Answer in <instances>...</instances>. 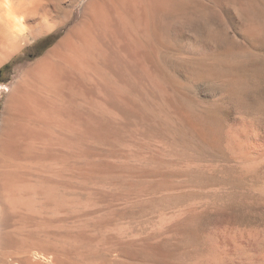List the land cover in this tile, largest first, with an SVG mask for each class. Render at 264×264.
<instances>
[{"label":"rangeland","instance_id":"obj_1","mask_svg":"<svg viewBox=\"0 0 264 264\" xmlns=\"http://www.w3.org/2000/svg\"><path fill=\"white\" fill-rule=\"evenodd\" d=\"M55 1L41 0L43 14L56 21L52 30L38 37L24 32L21 49L0 50L7 58L0 60V124L14 84L57 45L91 0H73L72 7ZM168 1L147 0L155 16L147 11L134 18L130 40L115 38L112 51L95 54V65L75 90L63 92L68 101L56 102L62 124L49 128L52 149L58 170L68 163L69 172L57 177L62 210L50 213L59 216L53 222L49 215L47 227L86 232L94 241L93 258L109 263L112 250L132 248V264H264V0ZM63 153L70 156L67 163ZM42 168H35L36 181L48 175ZM2 221L1 235L4 227L18 225Z\"/></svg>","mask_w":264,"mask_h":264},{"label":"bare ground","instance_id":"obj_2","mask_svg":"<svg viewBox=\"0 0 264 264\" xmlns=\"http://www.w3.org/2000/svg\"><path fill=\"white\" fill-rule=\"evenodd\" d=\"M52 1L56 2L55 0H52ZM72 1L73 0H67V3L65 2V4L63 3V5L66 7L71 6ZM148 2H149V0H148ZM148 2H147V0H91V1H89L84 6V8L82 9L81 14L79 16L80 18H78L79 20L76 22V24L66 33V35L57 43V45L54 46L43 58H41L40 60L35 62L28 70H26L22 74L20 79L14 84L12 89L9 91V93L6 97V100H5L4 107H3L1 124H0V223L1 222L3 223L2 220L4 219L6 224L9 222H12L13 224H15V225L18 224L19 226L18 225H17L18 227L17 226L16 227L6 226V227H4V228H6V230L5 231L3 230L4 231V233H2L3 235L0 234V264H114V263L118 264V261L120 262L122 258L124 259V261L122 260V262L120 264H132V261L134 260V259L132 260L134 252L132 251V248H128V245H126L125 247L122 246L124 248H126V247L128 248V251H126V249H125L126 252L125 251L121 252V250H123V249L119 250L120 252H118L117 250H115V251L112 250V253L115 252V254L109 255V256H112L111 257L112 259H111L110 263L108 261H107L108 262L107 263L106 261H104L102 259H97L95 257L93 258L94 252L91 254L92 250L89 248V246H90V243L92 244V242H94V241H91L90 237L87 236L86 232L85 233H84V231L83 232H77L75 230V228H73L76 231L75 233H72V231H70L71 233L69 232V233L65 234L66 232L64 233V231L60 233L59 228H58V230L52 231V229L55 228L54 226H56L54 224H53L54 226H52V228H51V226L47 227L48 224L51 223L50 222L51 220L53 221V219H55L56 217L59 216L58 215L55 218H53L52 215H50V213L51 214H52V212L55 213V212L59 211L57 209H61V208H58L60 200H59V198L57 199V193H58L57 191L60 189L59 184L61 182L60 183L58 182L59 179L57 177H59L58 175H61L60 174L61 171L64 172V170L65 171L68 170V172H69V169H67L68 168L67 162L70 159V158L68 159V157H70V156H68L66 153H65L66 155H64V153H63V155H64L63 158L65 159L63 161H65V163H67V164L63 163L66 165L65 166V165H62V163H60L62 165V167H60V169L58 170V167H57L58 163L56 162L57 159H55V157L56 158L58 157L56 155L57 152H55L56 153L55 154L53 152L54 149H52V147L54 148V146L56 148L55 144H54V146H52L53 141H56V140H54V137L52 136V132L50 134L51 130L49 131V128H51L52 125H55L56 122H58L59 124L61 122V121H59V119H60L59 118V116H60L59 112L60 111L58 110L59 108L56 109V107H57L56 102H59L60 99H62L61 97L63 95L65 96L66 93L63 94V92H66V91L69 92L68 90H70L71 88H72V90H75L74 86H77V84H80L81 81L79 82V80L84 78L83 77L85 75L84 73H86L89 70V68H91V67L93 68V65H95V64L92 65V63H91L93 56L96 54L95 57L99 58L101 55H99V57H98L97 53L98 54L100 52L103 53L104 51H106L108 49H109L108 51H112V49L108 45L111 46L112 41L115 38L117 39L120 37L119 38V40H120L122 38L127 37V41L130 40L129 35L131 32L128 28L132 24L131 21H133L134 18L139 19L141 17V13L143 15L144 14L147 15V11L152 13V10H150L151 8H149V6H148V4H149ZM167 2H169V1L167 0ZM45 4L42 5L41 0H0V50L3 54L15 52L16 50H18L22 46L21 42L24 39L22 34L24 32H30L33 34V36L35 35L38 37L39 35L42 36V34L44 35L45 33H48L50 30H52L55 27L54 23L56 21L53 23L51 21L53 18L49 19V17L45 16L47 14H45V15L43 14L45 11L44 10L45 8L43 6H45ZM55 4L56 3H54V5ZM51 6H53V5H51ZM46 7H49V6H46ZM68 9H70V8H68ZM165 11H166V9H165ZM52 12H53V10H52ZM152 16H153V13H152ZM135 22H136V20H135ZM137 29H138V27H137ZM152 33H153V31H152ZM155 33L157 34V32H155ZM145 34H148V33H145ZM156 34H155V37H156ZM134 36H136V35H134ZM150 37H151V35H150ZM136 38H138V37H136ZM122 40H124V39H122ZM114 41L118 42V40H114ZM124 41H126V40H124ZM141 41L139 40V42H141ZM155 41H157V40H155ZM121 42H123V41H121ZM139 42H136V43H139ZM23 43H24V41H23ZM148 43H150V42H148ZM157 43H159V42H157ZM160 44H162V43H160ZM107 47H109V48L105 49ZM144 49H145V51L148 50V48L146 49L145 47H144ZM159 49H161V48H158V51H160ZM124 50H126V49H124ZM158 53L160 54V52H158ZM243 53H244V51H243ZM5 56L0 55V60L2 59L1 57H3V59H7V58H5ZM156 58H158V57H156ZM242 59H243V56H242ZM93 61H95V60H93ZM99 62H101V61H99ZM159 62H160V60H159ZM95 63H96V61H95ZM105 63H106V61H105ZM149 64H151V63H149ZM100 67L101 66H99L98 68H100ZM108 69L109 68H107V70ZM101 70H104V69H101ZM102 72H104V71H102ZM218 72H220V71L218 70ZM229 72H231V71H229ZM100 73H101V71H100ZM98 77H99V75H98ZM89 78H91V76ZM103 78H104V76H103ZM104 79H106V77ZM114 83H116V82H114ZM99 84H101V83H99ZM72 90H71V92H72ZM82 90H84V89H82ZM73 93L74 92H72V94ZM123 93H125V92L123 91ZM66 96H67V94H66ZM87 96H88V94H87ZM64 99L65 98H63L61 100V102L59 103L60 105H61V103H63ZM69 100H71V99H69ZM64 101L66 102L68 100H64ZM96 103H98V101ZM54 106H56V107H54ZM82 106H84V105H82ZM135 107H137V105ZM127 112L129 113V111H127ZM89 114H91V113H89ZM64 115L65 114H63V116ZM94 118H96V117H94ZM63 119H64V117H63ZM82 119H83V117H82ZM91 120H93V119H91ZM65 122H66V120H65ZM105 122H106V120H105ZM61 124H62V122H61ZM94 124H96V123H94ZM63 125H61V126H63ZM56 126L58 128V125H56ZM59 127H60V125H59ZM65 127L67 128L68 125ZM84 127H86V125ZM52 128L54 129V127H52ZM59 129H61V127ZM85 129H88V128H85ZM90 129H92V128H90ZM103 129H104V127H103ZM63 130L64 129L62 128L61 131L63 132ZM67 130H64V131H67ZM74 130H75V128H74ZM77 130H78V128H77ZM85 131H87V130H85ZM81 132H82V130H81ZM65 133H67V132H65ZM65 133H64V135H66L65 138H68L67 134H65ZM58 134H60V133H58ZM64 135L62 136V134H61L62 137H64ZM91 135H90V137H91ZM104 135H105V133H104ZM79 136H80V134H79ZM100 137H102V136H100ZM56 139H57V137H56ZM72 139H74V138H72ZM76 139L77 138H75V140ZM61 140L62 139H60V141ZM82 141H83V139H82ZM58 142H59V140L57 141V143ZM61 142H62L63 146L67 149V151H66V149L64 148L65 149L64 152H68L69 150H71L68 148V145L70 143L69 140L65 139V140H62ZM54 143H56V142H54ZM59 143L57 145H59ZM259 143L264 145V134L261 138H259ZM60 145H61V143H60ZM74 145L75 144H73V146ZM83 145L85 146V144H83ZM76 146L74 148H76ZM64 149L62 148V151ZM82 152H80V153H82ZM70 154H71V152H69V155ZM80 155H78V156H80ZM260 155H262V154H260ZM71 156H72V154H71ZM78 156L76 158L81 157V156L80 157H78ZM59 157H60V155H59ZM60 158H62V157H60ZM79 161H80V159H79ZM38 166H41V168H40L41 170H43L42 166L45 167L44 168V170L46 171L45 173H48V175L46 176L44 173L41 174V172H39L40 175H45V176L41 177L40 180L36 181L35 179L37 177L34 179V177H35L34 172H35V168L39 169ZM63 172H62V174H63ZM92 172H93V170H92ZM99 172H101V171H99ZM36 173H38L37 170H36ZM85 173L86 172H84V174ZM91 176H93V174ZM86 178H87V176H86ZM86 178H84V179H86ZM64 181H66V180H64ZM88 181L89 180H87V182ZM72 182H73V180H72ZM84 183H86L85 180H84ZM69 184H70V182H69ZM38 189L40 190V193H37ZM61 189H65V187L61 186ZM62 192H64V191H62ZM67 192H69V191H67ZM62 195H64V194L62 193ZM62 195L60 196L61 198H62ZM56 199L59 201H56ZM62 200L64 203L63 198H62ZM67 203H68V201H67ZM69 203H71V202L69 201ZM60 205H62V207H63L65 204L64 205L60 204ZM68 206H69V204H68ZM59 207H61V206H59ZM63 208H65V207H63ZM68 209L69 208H67V210ZM55 210H57V211H55ZM49 215L52 217V219L50 221H49V219H50ZM9 224H11V223H9ZM50 225H52V224H50ZM42 226H44V227H42ZM56 227H58V225ZM50 228H51V230H50ZM60 228H62V227H60ZM77 228H79V227H77ZM83 228L81 227V229H83ZM89 228H87V229L91 231V229H89ZM100 230H101V228H100ZM0 233H1V231H0ZM100 234H101V232H100ZM247 234H249V233H247ZM96 237H98V236L96 235ZM103 238H104V236H103ZM115 239H118V238H115ZM115 239L111 238V240H113V243H114ZM93 240H95V239H93ZM100 243H102V241ZM109 243H111V242H109ZM117 244H119V242ZM232 244L233 243L231 242V246H232ZM97 246L99 247V245H97ZM102 246H104V245L102 244ZM107 246L109 247V245H107ZM113 247H115V246H113ZM119 247H117V248L119 249ZM141 248L143 249L144 247H141ZM136 249H138V248H136ZM104 250H103V252H104ZM242 250H243V248H242ZM99 251H100V249H99ZM251 252H253V251H251ZM97 254H99V253H97ZM256 255H257V253H256ZM99 256L101 258L102 255H99ZM97 257H98V255H97ZM245 258H247V256ZM155 259H157V258H155ZM105 260H107V259H105ZM240 260H242V259H240ZM138 262H139V259H138ZM259 263H261V262H259ZM135 264H137V263H135Z\"/></svg>","mask_w":264,"mask_h":264},{"label":"trees","instance_id":"obj_3","mask_svg":"<svg viewBox=\"0 0 264 264\" xmlns=\"http://www.w3.org/2000/svg\"><path fill=\"white\" fill-rule=\"evenodd\" d=\"M0 74H1V70H0Z\"/></svg>","mask_w":264,"mask_h":264}]
</instances>
